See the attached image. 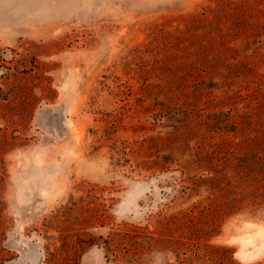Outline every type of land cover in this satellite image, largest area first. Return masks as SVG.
I'll use <instances>...</instances> for the list:
<instances>
[{
	"label": "rangeland",
	"instance_id": "obj_1",
	"mask_svg": "<svg viewBox=\"0 0 264 264\" xmlns=\"http://www.w3.org/2000/svg\"><path fill=\"white\" fill-rule=\"evenodd\" d=\"M68 243L264 264V0H0V264Z\"/></svg>",
	"mask_w": 264,
	"mask_h": 264
},
{
	"label": "flooded vegetation",
	"instance_id": "obj_2",
	"mask_svg": "<svg viewBox=\"0 0 264 264\" xmlns=\"http://www.w3.org/2000/svg\"><path fill=\"white\" fill-rule=\"evenodd\" d=\"M71 249H72V246L69 245V243H68L67 246H66L67 256L65 258H63L62 261H59V259H58L59 255L53 256V260H54L55 264H71V261H72V259H71V256H72ZM49 255H51V254H49ZM47 261H49V257L47 259L46 255H45V257H43V260L41 261V264H47Z\"/></svg>",
	"mask_w": 264,
	"mask_h": 264
},
{
	"label": "bare ground",
	"instance_id": "obj_3",
	"mask_svg": "<svg viewBox=\"0 0 264 264\" xmlns=\"http://www.w3.org/2000/svg\"><path fill=\"white\" fill-rule=\"evenodd\" d=\"M261 229H262V228H261ZM261 231H262V230H261ZM261 231L258 232L257 235H262V232H261ZM248 239H249V238H247L246 240H243V242L246 243V242L248 241ZM240 253H241V252H240ZM243 253H244V252H243ZM243 253H241V254H243ZM248 253H249V252H248ZM244 255H245V253L243 254V256H244ZM250 255H251V256H250ZM250 255H249L250 257H253V256H254V254H250ZM255 256H256V255H255ZM244 258H246V257L244 256Z\"/></svg>",
	"mask_w": 264,
	"mask_h": 264
}]
</instances>
